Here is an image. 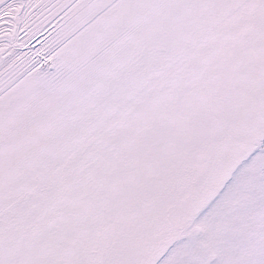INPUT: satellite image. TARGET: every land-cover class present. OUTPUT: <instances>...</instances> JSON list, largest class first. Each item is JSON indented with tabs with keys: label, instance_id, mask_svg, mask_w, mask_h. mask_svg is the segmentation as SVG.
<instances>
[{
	"label": "snow or ice",
	"instance_id": "obj_1",
	"mask_svg": "<svg viewBox=\"0 0 264 264\" xmlns=\"http://www.w3.org/2000/svg\"><path fill=\"white\" fill-rule=\"evenodd\" d=\"M0 264H264V0H0Z\"/></svg>",
	"mask_w": 264,
	"mask_h": 264
}]
</instances>
